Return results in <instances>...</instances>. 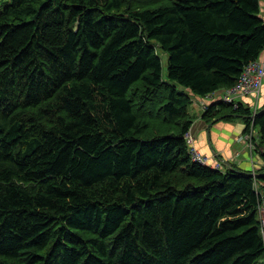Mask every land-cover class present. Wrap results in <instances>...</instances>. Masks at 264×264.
Segmentation results:
<instances>
[{"label":"trees","instance_id":"trees-1","mask_svg":"<svg viewBox=\"0 0 264 264\" xmlns=\"http://www.w3.org/2000/svg\"><path fill=\"white\" fill-rule=\"evenodd\" d=\"M260 0H12L0 12V264H259L254 176L193 161L187 105L264 54ZM157 49L167 55L166 77ZM166 94L177 132L133 103ZM183 92H189L184 94ZM147 114L152 113L149 110ZM224 112V113H223ZM259 128L239 104L210 106ZM188 117V118H187ZM210 123V122H209ZM264 160V155H262ZM264 182V171L256 174Z\"/></svg>","mask_w":264,"mask_h":264},{"label":"crops","instance_id":"crops-1","mask_svg":"<svg viewBox=\"0 0 264 264\" xmlns=\"http://www.w3.org/2000/svg\"><path fill=\"white\" fill-rule=\"evenodd\" d=\"M260 3V16L264 20V0H260ZM253 98L244 97L239 99L237 105L242 104L244 107L251 108L254 101ZM261 110H264V85L258 99V113ZM245 128L243 117L228 113L216 117L209 124L203 118L197 120L190 129L193 131L195 138L194 148L198 153L210 158L211 163L214 162V158L218 159L222 164V171L234 167L241 172L251 173L252 175L253 173L258 174L264 171L262 156L256 158L254 155L251 157L238 142V139L246 133ZM256 129H254L255 133L260 135L259 128L258 132H256ZM237 153H240L241 156L237 158V162L232 161V158ZM251 159L256 163L253 164Z\"/></svg>","mask_w":264,"mask_h":264},{"label":"built area","instance_id":"built-area-1","mask_svg":"<svg viewBox=\"0 0 264 264\" xmlns=\"http://www.w3.org/2000/svg\"><path fill=\"white\" fill-rule=\"evenodd\" d=\"M263 85H264V54L261 56L260 59L246 66L241 76L239 77V80L232 88L216 90L206 95L205 97L194 96L193 98H191L192 99L191 101L193 102V106L200 104L204 109V112H207L210 106L216 103H221V104L225 103L237 107L238 106L237 103L239 99H242L244 97H254L253 105L251 108L249 107L252 112L251 117L252 119H254L258 113V99ZM254 129H255L254 125L251 124L249 132L244 133L238 139V142L243 146V148L249 153L251 157L254 156V154L257 152H259L261 156L264 155V145L260 147H255L252 143V139H254V137L257 136ZM184 139L189 148V154L191 155L193 161L201 164L202 166L210 167L211 169L222 171L223 167L221 162L218 161V159L216 160V158H214V162L211 163L210 158L205 157L202 154L198 153V151L194 148L195 138L191 129H189L186 132V134L184 135ZM240 156H241L240 153H237L232 158V160L237 162V158H239ZM251 161L253 162L254 160L251 159ZM255 163L256 162H253V164ZM253 176H254V183H253L254 192L259 199L257 206V214L260 221V231H261L263 247H264V182L259 181L256 178L257 175L255 173H253Z\"/></svg>","mask_w":264,"mask_h":264},{"label":"rangeland","instance_id":"rangeland-1","mask_svg":"<svg viewBox=\"0 0 264 264\" xmlns=\"http://www.w3.org/2000/svg\"><path fill=\"white\" fill-rule=\"evenodd\" d=\"M11 1L12 0H0V12L5 8V6L10 4ZM148 2L154 6L164 4V0H148ZM157 52L162 59L163 74H164L163 76L166 77L167 75L166 73L167 63L166 62L168 59L167 55L160 49H157ZM181 92L184 94L189 93V92H183V91ZM142 96H143V92L141 93L138 90H136V95L134 96L133 103L135 105V111L140 119L147 120V117H146L147 115L151 117L150 120H147L150 125L148 134L152 136L163 135V134H173V133L175 134L178 130L180 118L175 117L174 119H172L166 116V113L162 109V106L165 103V97H166L165 92L164 91L156 92L155 99L151 102V104L147 103L146 107H144L145 103L142 102ZM189 97L193 98L194 95L189 93ZM147 107L149 108L150 111H152V113L147 114V111H148ZM187 110L189 113L188 117L190 120L193 121V123L196 122L197 120L202 119L206 113L204 112V109L202 108L200 104L193 106L192 101L190 104L187 105ZM205 121L207 122V124H209V122L213 121V117H209ZM256 132H258V128L256 129ZM258 135L255 136L254 139H252V143L255 147H260L264 145L262 136H258ZM254 155L256 156V158L261 156L259 152L255 153ZM227 170L228 169H225L224 172ZM259 264H264V258H263V262L261 261Z\"/></svg>","mask_w":264,"mask_h":264}]
</instances>
